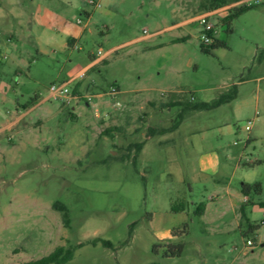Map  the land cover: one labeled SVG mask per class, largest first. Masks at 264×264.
Wrapping results in <instances>:
<instances>
[{"label": "rangeland", "instance_id": "rangeland-1", "mask_svg": "<svg viewBox=\"0 0 264 264\" xmlns=\"http://www.w3.org/2000/svg\"><path fill=\"white\" fill-rule=\"evenodd\" d=\"M96 1L0 0V264L57 246L74 247L64 264H264V0ZM204 12L224 44L208 52ZM62 24L84 30L76 47L52 44ZM52 84L76 98L53 99ZM234 85L236 98L209 111L159 105L211 102ZM206 152L220 157L217 176L199 173ZM244 182L261 186L247 220L231 205ZM181 201L191 210L177 236L158 239ZM176 242L181 254L165 256Z\"/></svg>", "mask_w": 264, "mask_h": 264}, {"label": "trees", "instance_id": "trees-1", "mask_svg": "<svg viewBox=\"0 0 264 264\" xmlns=\"http://www.w3.org/2000/svg\"><path fill=\"white\" fill-rule=\"evenodd\" d=\"M226 4V0H210V5L212 7H219L221 5ZM251 6H241L239 8H234L232 9L229 14L225 17L224 22H229L231 21L233 18L237 17L238 15H240L241 13L245 12L246 10L250 9ZM218 46H224V44L222 42H218L213 38V43L210 45H204L201 44V49L204 52H208V48H215ZM237 96V89L236 86H232L231 89H229L228 91L220 94L216 99L212 100L211 102H201V103H192L189 101H180V100H176V101H168L166 103H160V106H165L167 108L170 107H179L181 109V113L184 111H189V110H193V111H209L212 109H215L223 104L229 103L232 100H234ZM149 105L154 106L155 103H149ZM178 115V119L180 120L182 117V114ZM178 120V121H179ZM177 121V123H178ZM111 130V129H110ZM112 130H116V131H121L122 127H113ZM108 132V131H107ZM152 132V131H150ZM164 130H160V133H164ZM136 149V152L139 153L143 147V143H136L133 145ZM136 161V155L133 156V163L135 164ZM240 191L244 196H248L251 192H254L256 194L260 193L261 191V186L259 183H255V184H249V183H242L241 187H240ZM246 203H243L240 205L239 207V212L242 218H244L245 220H247V215H246ZM205 207H206V203L204 202H200L198 204H193V208H192V213L196 216H202L204 214L205 211ZM53 208L56 211L61 212V216H62V222L64 227L68 228L70 225V218H69V211L66 208L65 205H63L62 203L59 202H55L53 204ZM189 210H191V208L189 207V204L185 201H181L180 203H173L172 206L170 207V211L173 213H178V212H186L188 213ZM257 226H251L250 224H248V230L250 232H252L254 229H256ZM175 231H177L176 229H173L171 232L172 237H176L177 234L175 233ZM242 235L244 237L247 236L246 233H242ZM99 241L98 239H94L93 241H91L92 244H96V242ZM103 244L105 246H110L109 242L103 241ZM78 246H81V244H79ZM156 247V246H155ZM154 247V248H155ZM183 249V244L181 242H176L173 245L167 246V251L165 253V256H179L182 252ZM73 250L74 247H65V246H57L50 254H48L47 256H44L38 260H34V261H29L26 263H22V264H64L68 261H70L72 259L73 256Z\"/></svg>", "mask_w": 264, "mask_h": 264}, {"label": "crops", "instance_id": "crops-1", "mask_svg": "<svg viewBox=\"0 0 264 264\" xmlns=\"http://www.w3.org/2000/svg\"><path fill=\"white\" fill-rule=\"evenodd\" d=\"M33 1V0H32ZM87 14V12H85ZM45 16H50L53 14L52 10L46 8V11L43 13ZM82 23V22H81ZM78 23L77 24H81ZM62 34H58L57 38L53 41V45L55 47H58L59 49L65 50L66 48H74L76 47L77 41L81 37L84 30H81L78 25L76 24H62ZM216 32V30H215ZM95 61H92L91 64H95ZM91 65V66H92ZM198 166H199V173L202 175H210V176H217L219 172L221 171V160L217 153L215 152H206L202 154L198 160ZM227 191H229V188H227ZM231 205L232 208L236 211V208L240 207L241 204L248 202L249 199L247 196H244L242 193H232L231 194ZM211 200L213 198L211 197ZM246 200V201H245ZM207 208V203L205 207V211ZM204 211V214H205ZM175 215V220L170 225H160L156 223L155 232L158 234V239L163 238H170L171 232L173 229L178 228L182 222L186 219V212H178L173 213Z\"/></svg>", "mask_w": 264, "mask_h": 264}, {"label": "built area", "instance_id": "built-area-1", "mask_svg": "<svg viewBox=\"0 0 264 264\" xmlns=\"http://www.w3.org/2000/svg\"><path fill=\"white\" fill-rule=\"evenodd\" d=\"M88 3L91 5L97 6V7L100 6L99 2L96 0H88ZM212 15H213V12H204L200 14L197 18L198 23L201 27L200 37L202 40V44L206 46L213 43V37L215 34V24H214ZM77 22L81 23V20H77ZM81 77H83V74L80 75V78ZM49 91L53 99H63L67 103H69L71 97L76 98L75 96L71 95V91L69 88L66 87V85L57 86L55 84H52L49 88ZM87 100L90 101L91 100L90 97H88ZM246 245L247 246L252 245V241L250 239H247Z\"/></svg>", "mask_w": 264, "mask_h": 264}]
</instances>
